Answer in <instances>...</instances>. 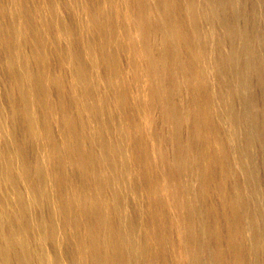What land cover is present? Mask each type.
<instances>
[{
	"label": "bare ground",
	"instance_id": "obj_1",
	"mask_svg": "<svg viewBox=\"0 0 264 264\" xmlns=\"http://www.w3.org/2000/svg\"><path fill=\"white\" fill-rule=\"evenodd\" d=\"M242 1L0 0V264H264Z\"/></svg>",
	"mask_w": 264,
	"mask_h": 264
},
{
	"label": "rangeland",
	"instance_id": "obj_2",
	"mask_svg": "<svg viewBox=\"0 0 264 264\" xmlns=\"http://www.w3.org/2000/svg\"><path fill=\"white\" fill-rule=\"evenodd\" d=\"M241 1H242V0H241ZM243 1H244V3H245V7L243 6L244 3H243V5H242V7L244 8V11H245V9L248 10V9H250V7H253V8L250 9V11L248 10V11H249V15L252 14V15H250V16H251V19H252V16H253L252 21H254V22L258 21V23H253V22H251V21L249 20V22H250L251 24H250L249 22H245V23H247V24H249V25H248V26L246 25L247 27H246L245 25H243L244 23H242V22L245 21V20L248 21V16H249V15L247 14L248 11H245V12H247V13H246L247 15L244 14L243 16H245V17H243V16L241 17V19L243 18V19H245V20L242 21V20L239 19V18H240V17H239V18H238L239 20L237 19V23H238L237 25H239V23H240V24L242 23V24L239 26V28L242 29V30H243V29H249V30H247V31L250 32V33H251V32L254 33V35H255L254 37L256 38V34H257V32H261V30H262V33H264V30H263V29H264V27H263V24H264L263 21H264V20L262 19L263 16H264V14H263L264 10H262V9H264V7H262V6H264V4H263V3H264V2H263L264 0H261V1L257 0V1L261 2V3L263 2L262 4H260L259 2L257 3L256 0H255V1L253 0L252 4L250 3L251 0H243ZM243 1H242V2H243ZM248 1H250V2H248ZM247 2H248V3H247ZM254 2H256L257 4L254 3ZM246 3H247L248 5L250 4L251 6L249 5V6H250V7H249ZM241 4H242V3H241ZM254 4H256V5H261V8H262V9H261L260 7H258V6H256V5H254ZM246 6H247V7H246ZM254 6H255V7H254ZM258 8L260 9V12L262 13L263 16L258 12ZM252 9H255V10L252 12V11H251ZM256 10H257V11H256ZM255 11L258 12V17L261 16V17H259V20H258V17H257V15H256L257 13H256ZM262 11H263V12H262ZM253 13H254V15H253ZM255 13H256V14H255ZM259 14H260V15H259ZM255 15H256L257 18L255 17ZM246 16H247V18H246ZM250 16H249V17H250ZM254 18H255V20H254ZM249 19H250V18H249ZM238 21H239V22H238ZM259 21H260V22H259ZM261 21H262V23H261ZM252 23H253V24H252ZM257 24L259 25V27H260V25H261L263 28H261V30H260V28L257 26ZM251 25H254V27L252 26V28H254V31L252 30ZM243 26H244L245 28H244ZM256 26H257V29H256ZM242 27H243V28H242ZM250 29H251L252 31H251ZM255 29H256V30H255ZM257 30H258V31H257ZM250 33H249V34H250ZM252 33L250 34V36L253 35ZM255 33H256V34H255ZM263 35H264V34H263ZM263 38H264V37H263ZM252 40L255 41L256 39H252ZM251 42L253 43V41H251ZM256 42H257V40L255 41V43H256ZM263 42H264V40H263ZM263 42L261 41V43H263ZM255 43H254V45H256V50L260 49V48L263 47V45H264V44H261V43H258V42H257V44H255ZM260 44H261L262 46H259ZM257 45H258V48H257ZM263 48H264V47H263ZM263 48H261V49H263ZM262 51H263V54H264V49H263ZM262 51H261V52H262ZM261 54H262V53H261ZM263 54H262V55H263ZM263 56H264V55H263ZM263 59H264V58H263ZM263 62H264V60H263ZM234 78H235V76H234ZM252 78H253V77H252ZM255 79H256V78H255V76H254V81H255ZM251 80H252V84H254V85L257 84V85H259L258 83H256V81H255V83H254V82H253V79H251ZM234 81H236V78H235ZM235 83H236V82H235ZM252 84H251L252 87L250 88V90H252L251 94L253 93L252 95L255 96V97H254V101L256 102V100L260 99L261 96H262V98H263L264 94L262 95L263 92H261V91L264 90V89L261 90V88H263L264 86H260V85L257 86V85H255V86H256V89L254 90L255 93L257 92V90H258V92H259V90H261V91H260L261 94L259 93V95H261V96H259V95H257L258 92L256 93V95H255V93L253 92V88H255V87H253ZM258 87H260V88H258ZM249 94H250V92H249ZM251 94L248 95V97H247L248 99L246 98V96H243V98H246V99H244V100L246 101V102H245V103H246L245 107L243 106V105L245 104L243 98H242L241 96H239V95L236 96L235 98H237V99L234 100V105H237L236 108L238 107V105H241V106L244 107V108H242L241 106H239V108H237V109L235 108V110L239 111L240 108H242L240 111H241V112H245V111H247V110H245V108H246V106L249 105V104H250V106H247V108H248V107L250 108V107H251V104H253L252 106H254L255 104H257V105H259V106H257V105H255V106L259 108V107H260V104H261L260 101H262V102H263L262 104L264 105V101H263V99H262V100H261V99L258 100V101L260 102V104H259V102H258V103H254V101L252 102L253 98L251 99ZM256 96H257V97H256ZM238 97H239V99H241V98H242V99L239 100ZM240 97H241V98H240ZM249 97H250L251 100L249 99ZM258 97H259V98H258ZM255 99H256V100H255ZM237 100H239L240 102H238ZM242 100H243V101H242ZM249 100H250L251 102H250ZM235 101H237L238 103L236 104ZM248 101H249V102H248ZM242 102H243V104H242ZM240 103H241V104H240ZM247 103H248V104H247ZM262 104H261V105H262ZM263 105H262V106H263ZM256 107H255V108H256ZM249 108H248V111L250 112ZM255 108H254V107L250 108V109H253L254 111L256 110V111H255L256 113H254V114H258V113H257L258 111H259L260 114H262V113H263V114H262V115H260V114L258 115L257 118L259 119V122H257V120H256L257 118H255L254 115H253L254 120H256V121H254V122H256V123H254V122H253V123H254V124H258V125L260 124V125L263 126L264 124H262V122L260 123V121H262L263 118H264V112H263V111H264V107H260L261 109L263 108V110H261L260 108H259L260 110H259V109L257 110V109H255ZM243 109H244L245 111H243ZM237 111H236V112H237ZM240 111H239V112H240ZM254 111H253V112H254ZM239 112H238V113H239ZM249 112H248V113H249ZM256 116H257V115H256ZM259 116H260V117L262 116V117L259 118ZM252 120H253V119H252ZM249 122H250V120L248 121V123H249ZM248 123H246L245 126H247ZM251 123H252V122H250V125H253V123H252V124H251ZM260 125H259V128L261 129L262 127H261ZM259 128H258L257 130H259ZM260 132L263 133V135H264V126H263L262 131L260 130L258 133H260ZM258 133H257V134H258ZM261 133H260V134H261ZM260 134H259V135H260ZM263 135H261V136H263ZM256 137H257V138H255V139H257L256 141H257V142L259 141V142H258V143L255 142V139H254V141H253V142H254V150H257V149L259 148V146H260V148L258 149V150L260 151V150H261V147H264L263 144H262V142H264V139H262L264 136H263L262 138H261V137H258V136H256ZM258 138H260L261 141H260ZM259 143H261V144L259 145ZM255 144H257V145H259V146H258V147L256 146L257 148H255ZM252 149H253V148H252ZM262 149H263V148H262ZM254 150H253V153H255V155H256V156H255V158H256V164L259 162L256 166H257V168L260 170L261 167L263 166L262 164L264 163V161H263V160H264V157H263L264 155H263V156L261 155V151H262V150H261L260 152L257 150V151L260 153V155L263 157V158H262V157H260V155H259V157L257 158V155H258L259 153H258V152H254ZM263 151H264V149H263ZM263 151H262V153H263ZM261 158H262V159H261ZM257 159H259V160H257ZM260 159H261V160H260ZM262 161H263V162H262ZM261 162H262V164H261ZM259 166H260V167H259ZM259 170L257 171V174H261V175H259V176H262V175L264 174V172L262 171V170H264V166L262 167V170H260V171H259ZM261 171H262V173H260ZM258 172H259V173H258ZM257 174H256V175H257ZM259 176H256V177H257L258 179L261 178V179L264 180V178H262V177H264V176H262V177H260V178H259ZM258 179H257V181H256V179H255L256 183L258 182ZM263 180H262V181H263ZM262 181L260 182V180H259V182H258V187L264 185V184H263L264 181H263V182H262ZM260 188H261V189H260ZM260 188H259V189H260V192H261V190H262V192H263L264 187H263V188L260 187ZM262 192L260 193V195H261L260 197H261V198L263 197L262 200H263V202H264V196H263L264 193H262Z\"/></svg>",
	"mask_w": 264,
	"mask_h": 264
}]
</instances>
